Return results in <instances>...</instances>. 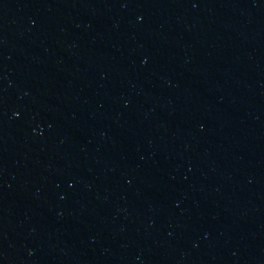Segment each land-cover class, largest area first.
I'll use <instances>...</instances> for the list:
<instances>
[{"label": "water", "instance_id": "95a60500", "mask_svg": "<svg viewBox=\"0 0 264 264\" xmlns=\"http://www.w3.org/2000/svg\"><path fill=\"white\" fill-rule=\"evenodd\" d=\"M0 264H264V0H0Z\"/></svg>", "mask_w": 264, "mask_h": 264}]
</instances>
